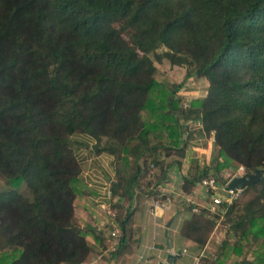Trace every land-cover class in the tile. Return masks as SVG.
Returning a JSON list of instances; mask_svg holds the SVG:
<instances>
[{
  "label": "trees",
  "instance_id": "16d2710c",
  "mask_svg": "<svg viewBox=\"0 0 264 264\" xmlns=\"http://www.w3.org/2000/svg\"><path fill=\"white\" fill-rule=\"evenodd\" d=\"M163 60L205 79L206 96L180 107L182 85L155 79ZM186 122L213 134L216 152L183 175L186 192L226 169L262 171L242 190L262 208L229 206L235 243L199 264H264V0H0V264H86L109 247L106 230L76 213L89 194L76 155L88 147L82 138L114 157L107 211L121 245L103 256L117 261L149 165L185 159ZM218 218L191 215L181 238L202 251Z\"/></svg>",
  "mask_w": 264,
  "mask_h": 264
},
{
  "label": "rangeland",
  "instance_id": "374dc122",
  "mask_svg": "<svg viewBox=\"0 0 264 264\" xmlns=\"http://www.w3.org/2000/svg\"><path fill=\"white\" fill-rule=\"evenodd\" d=\"M163 51L164 49H160L159 53ZM154 65L157 70L155 79L168 90H172L176 85H182L176 96L180 101V107L188 105L193 100L203 99L206 96L208 83L205 79L196 77L186 79V74L188 73L187 67L173 66L167 60H163L161 63L154 62ZM182 132L184 134V139L188 141L185 159H180L176 155H162L158 167L149 165L147 173L141 183V188L136 191L132 202L131 209L133 218L129 244L124 254H122L117 261H113L114 263L110 264H134L137 261H140L139 264H159L165 262L167 258L165 253L162 254L161 260L156 255L146 254L141 256L140 259V256L135 254L143 243L146 244V242H148L146 241L147 238L150 240L152 239V241L147 244L149 245L148 247H152V243L154 242L153 239L157 238L163 242V248L166 249L164 232L166 224L170 220L172 221V225L169 228V237L171 239L172 253L180 250V256L175 259L174 264H199L200 257H216L219 246L223 241H227L230 245L235 243L236 238H234L233 233L230 232L223 217L216 219L215 227L202 251L195 249L193 244L186 246L185 240L181 238L180 233L184 221L193 215L185 199L192 194L194 189L192 188L189 192H186L183 189L184 182L182 178L185 175L189 177L197 175V173L208 166L211 159L216 156L213 134L210 136L203 134L202 126L199 123H182ZM176 163L181 164L179 170L175 167ZM116 165H118V163ZM168 165H171V167L168 170L167 179L157 186V179L160 177L161 171ZM234 172L235 171L231 168L223 170L218 175V180L225 182ZM211 175L213 176V174ZM186 188L188 190V187ZM157 202H159V207L161 208L168 207L167 212L169 213L167 217H159V219L153 223L151 213H154V205ZM236 202L239 209L245 212L249 211L256 213L258 209L262 208V201L258 199V196L250 193L245 194L241 192ZM127 205V201H124V207ZM103 216L104 221L107 217L106 210ZM213 217L216 218V216ZM143 238H145L144 242ZM125 255L130 258H127ZM133 255H135L134 258H132ZM99 256H103L102 252L95 251L88 260H93ZM254 256V253L251 251L246 255L249 260H254ZM106 259L105 256L102 257V260L106 261Z\"/></svg>",
  "mask_w": 264,
  "mask_h": 264
},
{
  "label": "crops",
  "instance_id": "0c3cea01",
  "mask_svg": "<svg viewBox=\"0 0 264 264\" xmlns=\"http://www.w3.org/2000/svg\"><path fill=\"white\" fill-rule=\"evenodd\" d=\"M82 140L88 144V147L78 149L76 151V155L77 160L81 166L82 179L86 184L87 189L89 190V194L79 200H76V213L83 221L90 224H96L98 227H100L103 223V215L105 213V210L107 211L112 201L110 196V186L112 181L114 180V157L109 154H96L93 149L94 141L86 138H82ZM167 210L168 207H158V209L155 210V215L151 213L153 223L154 221L159 219V217H167L169 213L167 212ZM143 239L144 242L145 238ZM153 240L154 242L152 243V247H148L149 245L147 244L150 243L152 239L150 240L147 238L146 241L148 242H146V244L143 243L140 249H137L135 255L140 256L141 259V256L151 254L158 256L160 260L162 259L163 253L168 255L169 252L167 251V249L163 248V242H161V240H158L157 238ZM190 244L192 243L185 241L186 246ZM135 255H133L132 258H134ZM126 257L130 258L129 256ZM97 260L98 257L93 260H88L87 263ZM110 263L104 260L97 261V264ZM139 263L140 261H137L134 264Z\"/></svg>",
  "mask_w": 264,
  "mask_h": 264
},
{
  "label": "built area",
  "instance_id": "2783aa9c",
  "mask_svg": "<svg viewBox=\"0 0 264 264\" xmlns=\"http://www.w3.org/2000/svg\"><path fill=\"white\" fill-rule=\"evenodd\" d=\"M246 173L244 167H239L233 175L224 183L219 182L214 177L203 178L200 183L193 189L189 197L185 199L186 204L191 208L193 214H199L200 211H206L209 216L223 217L227 208L233 205L242 191L229 187V182L232 179L243 177ZM159 207V202L154 205V213ZM114 214L107 211V217L98 228V230H106L105 237L109 243V247L103 255L116 253L121 245L120 233L113 224ZM111 229V230H110ZM102 260V256L98 257L97 261ZM93 261L86 264H97Z\"/></svg>",
  "mask_w": 264,
  "mask_h": 264
},
{
  "label": "water",
  "instance_id": "95a60500",
  "mask_svg": "<svg viewBox=\"0 0 264 264\" xmlns=\"http://www.w3.org/2000/svg\"><path fill=\"white\" fill-rule=\"evenodd\" d=\"M262 171H256L254 174H245L243 177L232 179L229 182V187L236 190H244L246 187L255 184L259 181ZM172 225V221H168L166 224L164 236L166 239V249L169 252L166 261L160 264H173L174 260L180 256V250L172 253L171 239L169 237V228Z\"/></svg>",
  "mask_w": 264,
  "mask_h": 264
}]
</instances>
